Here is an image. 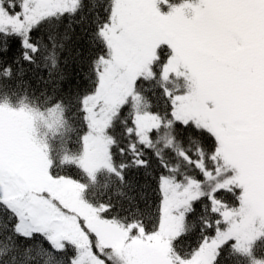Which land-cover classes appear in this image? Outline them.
<instances>
[{
	"label": "snow or ice",
	"instance_id": "obj_1",
	"mask_svg": "<svg viewBox=\"0 0 264 264\" xmlns=\"http://www.w3.org/2000/svg\"><path fill=\"white\" fill-rule=\"evenodd\" d=\"M0 264H264V0H0Z\"/></svg>",
	"mask_w": 264,
	"mask_h": 264
},
{
	"label": "trees",
	"instance_id": "obj_2",
	"mask_svg": "<svg viewBox=\"0 0 264 264\" xmlns=\"http://www.w3.org/2000/svg\"><path fill=\"white\" fill-rule=\"evenodd\" d=\"M72 67H73L72 64L69 63L68 67H67V71L71 73L72 72Z\"/></svg>",
	"mask_w": 264,
	"mask_h": 264
}]
</instances>
